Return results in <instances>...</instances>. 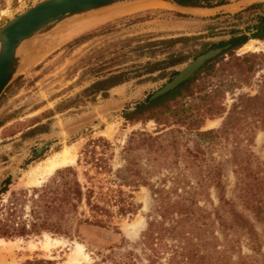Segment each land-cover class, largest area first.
Segmentation results:
<instances>
[{
	"label": "rangeland",
	"instance_id": "1",
	"mask_svg": "<svg viewBox=\"0 0 264 264\" xmlns=\"http://www.w3.org/2000/svg\"><path fill=\"white\" fill-rule=\"evenodd\" d=\"M34 1L0 0V24ZM155 1L141 2L144 4L141 7L121 12L109 11L106 16L96 15L98 20L91 24L88 22L91 17L64 24L32 41L24 66L0 96V222L14 219L27 224L32 218V188L40 187L56 170L67 166L76 170L82 184L94 190L92 201L109 212L98 214L83 203L76 213L67 216L63 224L66 233L42 231L0 237V264H29L36 260L56 264H112V250L120 253L132 249L146 227L154 201L148 187L120 186L114 173L125 164L123 147L132 132L154 136L169 127L153 119L128 120L124 111L149 97L195 57L218 47V42L236 34L255 32L264 17V5L197 16L177 12L162 0ZM231 1L242 7L258 0ZM83 21L88 26L75 29ZM71 28L74 30L69 31ZM177 37L187 39L170 46L160 43ZM234 53L240 57L253 53L264 55V39L249 38ZM170 54L174 55L173 59L168 58ZM225 56L226 60L228 55ZM174 60L181 62L167 66ZM119 72L124 73L126 81L104 91L88 89L95 81ZM263 75L264 58L247 82L217 100L224 105L225 112L205 118L200 130L218 129L234 97L238 93L257 94ZM180 129L181 132L174 131L162 138L168 144H172V136L175 138V143L165 149L134 148L133 168L139 169L153 184L176 186L179 191L188 189L189 185L200 186L201 176L207 172L220 171L225 197L254 222L263 239L264 253V223L255 221L242 207L234 173L240 159L249 152L264 163V126H256L247 113L233 132L213 143L200 141L193 130ZM99 138L109 144L96 142ZM65 146L74 147L72 163L44 174L38 184L27 183L39 164ZM96 162L101 166H96ZM252 165L255 167L254 162ZM209 186L206 178L201 181L200 187L210 198L201 196L199 204L208 210L218 204L215 189ZM129 202L135 211L120 214L118 207ZM40 213L46 214L43 210ZM223 214L230 221L231 216ZM51 216L59 218V214ZM136 223L139 228L135 231L132 226ZM226 233L228 239L238 241L243 254H252L239 229L227 228Z\"/></svg>",
	"mask_w": 264,
	"mask_h": 264
},
{
	"label": "trees",
	"instance_id": "2",
	"mask_svg": "<svg viewBox=\"0 0 264 264\" xmlns=\"http://www.w3.org/2000/svg\"><path fill=\"white\" fill-rule=\"evenodd\" d=\"M172 1L191 7H213L228 2V0ZM263 22L264 17L260 24ZM249 38L264 39V29L255 30L250 35L236 34L225 42H218V46L230 44V47L206 61L191 78L152 100L146 97L124 111V117L128 120L153 119L169 129L154 136L148 132H132L123 147L125 164L114 173L118 185L148 187L154 206L146 227L138 241L133 243V248L120 253L111 251L112 264H264V253L261 250L263 239L254 222L236 210L234 202L225 197L220 171L207 172L201 176L199 182L201 186V181L206 178L210 182L209 187L214 188L216 192L218 204L208 210L199 204L201 196L210 198L209 193L202 187L189 185L188 189L183 188L179 191L176 186L166 187L163 183L155 185L139 169L132 166L134 148L146 147L147 151L165 149L175 143V138L172 136L170 141L172 144L164 143L162 138L172 135L174 131L181 132V127L195 131L200 141L213 143L233 132L247 113L253 117L256 126H264L263 75L257 94L238 93L234 97L218 129L200 130L205 118L222 115L225 112L226 108L217 100L226 92L232 93L235 88H240L241 83L247 82L256 71V66L262 63L263 54L253 53L242 57L235 55L234 50L245 44ZM182 39L187 38L163 39L160 43L170 46ZM226 54L228 58L225 60ZM173 57V54L168 55L169 59ZM180 62L174 60L167 66ZM148 70L152 71L154 68ZM123 75L122 72L114 73L95 81L88 89L92 92L104 91L126 81L127 78H123ZM213 76H216L215 82ZM173 124L177 125V128L171 127ZM98 141L109 144L102 138L96 142ZM194 144L199 150V141ZM253 158L254 154L249 152L238 162V167L234 170L235 186L239 191L242 207L252 214L255 221L264 223V166H261L264 163L256 157V161L255 158L253 161ZM253 162L255 167L252 165ZM95 164L101 166L98 162ZM106 169L111 171L110 167ZM32 193L31 220L27 224L16 222L14 219H6L5 223L0 222V237L25 236L42 231L66 233L63 224L67 216L76 213L83 203L98 214L109 212L108 208L92 201L94 190L80 182L76 170L71 166L56 170L43 185L32 188ZM40 210L46 214L40 215ZM129 211H135L130 202L126 206L122 203L118 207L120 214ZM225 212L231 216L230 221L225 218L223 214ZM53 214H59V218L53 219L51 216ZM234 227L240 230V235L252 254H243L238 241L228 239L226 229ZM136 249H139V252H136ZM29 264L56 263L50 260H36L30 261Z\"/></svg>",
	"mask_w": 264,
	"mask_h": 264
},
{
	"label": "water",
	"instance_id": "3",
	"mask_svg": "<svg viewBox=\"0 0 264 264\" xmlns=\"http://www.w3.org/2000/svg\"><path fill=\"white\" fill-rule=\"evenodd\" d=\"M146 1L153 0H36L17 14L11 15L0 24V96L24 66L33 40L45 37L64 24ZM162 1L179 5L171 0ZM262 5L264 0H258L244 4L242 8ZM258 29H264V23L258 25L256 30ZM229 47L230 44H226L201 53L156 89L149 99L152 100L188 80L206 61Z\"/></svg>",
	"mask_w": 264,
	"mask_h": 264
},
{
	"label": "bare ground",
	"instance_id": "4",
	"mask_svg": "<svg viewBox=\"0 0 264 264\" xmlns=\"http://www.w3.org/2000/svg\"><path fill=\"white\" fill-rule=\"evenodd\" d=\"M154 1V0H153ZM157 1V0H156ZM155 1V2H156ZM152 2V1H150ZM145 3V2H144ZM147 3V1H146ZM145 3V4H146ZM154 3V2H153ZM140 4V5H139ZM141 4L143 3H136V4H132V5H128V6H124L121 7L119 9L113 10L115 12H121L124 10H130V9H134L135 7H141ZM150 4V3H149ZM144 5V4H143ZM110 11V10H109ZM109 11H107L106 13H103L104 16L110 14L108 13ZM112 12V11H111ZM114 13V12H113ZM103 17V16H102ZM101 18V17H99ZM88 19V18H87ZM89 23L98 20L96 16L91 17L90 19H88ZM88 22L83 21L79 22L76 26L75 29L77 28H81L83 26H85ZM95 23V22H94ZM91 24V23H90ZM88 26V25H86ZM73 28L69 29V31H72ZM74 30V29H73ZM79 30V29H78ZM75 158V150L73 146H65L60 152L55 153L54 155H52L51 157H49L48 159L44 160V162L42 164H39V166L34 169L30 175L29 178L27 180V183L29 184H38L40 182V178L44 175V174H48L53 172L54 169L61 167V166H66L70 163L73 162ZM29 174V173H28ZM132 225V224H131ZM139 224H135L132 227L135 229V231L137 230ZM129 229V228H128ZM133 231V230H132ZM134 232V231H133ZM131 233V232H130Z\"/></svg>",
	"mask_w": 264,
	"mask_h": 264
},
{
	"label": "crops",
	"instance_id": "5",
	"mask_svg": "<svg viewBox=\"0 0 264 264\" xmlns=\"http://www.w3.org/2000/svg\"><path fill=\"white\" fill-rule=\"evenodd\" d=\"M163 4H165L168 7L173 8L177 12L189 13V14H194L197 16H210V15H216V14L225 13V12H236L242 8L241 6H236V2H233L231 0H228L227 3L213 6V7H191V6H183V5H171L168 2H163Z\"/></svg>",
	"mask_w": 264,
	"mask_h": 264
}]
</instances>
